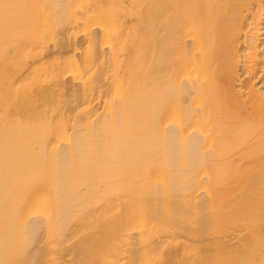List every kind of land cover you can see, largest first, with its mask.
<instances>
[{
  "label": "bare ground",
  "instance_id": "obj_1",
  "mask_svg": "<svg viewBox=\"0 0 264 264\" xmlns=\"http://www.w3.org/2000/svg\"><path fill=\"white\" fill-rule=\"evenodd\" d=\"M0 264H264V0H0Z\"/></svg>",
  "mask_w": 264,
  "mask_h": 264
},
{
  "label": "rangeland",
  "instance_id": "obj_2",
  "mask_svg": "<svg viewBox=\"0 0 264 264\" xmlns=\"http://www.w3.org/2000/svg\"><path fill=\"white\" fill-rule=\"evenodd\" d=\"M70 80L68 86L66 88H63L62 91V96L64 98L72 99L75 98V90L77 87V76L75 74H70L69 78ZM70 255H67V257Z\"/></svg>",
  "mask_w": 264,
  "mask_h": 264
}]
</instances>
